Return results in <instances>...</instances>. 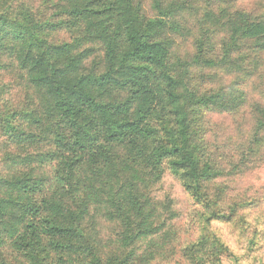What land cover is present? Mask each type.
Returning <instances> with one entry per match:
<instances>
[{
  "label": "trees",
  "instance_id": "trees-1",
  "mask_svg": "<svg viewBox=\"0 0 264 264\" xmlns=\"http://www.w3.org/2000/svg\"><path fill=\"white\" fill-rule=\"evenodd\" d=\"M262 76L264 0H0V264H220L213 223L264 264L263 199L233 193L264 167ZM166 175L198 209L187 242Z\"/></svg>",
  "mask_w": 264,
  "mask_h": 264
},
{
  "label": "rangeland",
  "instance_id": "rangeland-1",
  "mask_svg": "<svg viewBox=\"0 0 264 264\" xmlns=\"http://www.w3.org/2000/svg\"><path fill=\"white\" fill-rule=\"evenodd\" d=\"M254 2H242L244 6L248 8H253ZM147 10V6L143 7ZM194 21V19H191ZM192 38L190 44L186 47H178L177 51L185 52L192 49ZM244 90L248 93V103L253 101L261 100L264 93V77L258 78L254 77L252 81L246 85ZM213 122L218 126L217 130L220 132L219 140H224L228 136L229 138L239 136L243 131L247 132L250 129L252 123V115L250 112V105L246 106L240 115L231 116H216L213 118ZM224 135V136H223ZM233 185L235 192L233 193H244L247 196H260L263 199L253 211L249 213V218L247 219L250 228L257 226V230L263 229V225H257L256 214L264 213V167L254 170L246 175V178L242 179ZM164 193H168L173 201L174 210L179 214V218L173 222V225L179 230L181 243L191 240V237H195L197 234V218L195 217L196 209L191 200L188 198L186 193L183 191L180 184L175 181L172 176L166 175L163 180V191L158 193V199L162 200ZM259 216V215H258ZM260 217V216H259ZM213 229L217 230L223 241L234 253L235 258L239 257L240 264H252L249 257L245 256V250L242 248L244 246V240H248L251 235H247L245 232L243 237L238 239V234L232 231L229 225L225 224H212ZM246 247V246H245ZM257 256L264 257V249L262 247L255 253ZM233 257H223L220 264H236L235 258ZM242 256H244L242 258Z\"/></svg>",
  "mask_w": 264,
  "mask_h": 264
}]
</instances>
